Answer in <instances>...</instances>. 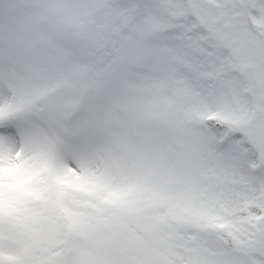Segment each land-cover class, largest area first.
<instances>
[{"label": "snow or ice", "instance_id": "6c2138e0", "mask_svg": "<svg viewBox=\"0 0 264 264\" xmlns=\"http://www.w3.org/2000/svg\"><path fill=\"white\" fill-rule=\"evenodd\" d=\"M0 264H264V0H0Z\"/></svg>", "mask_w": 264, "mask_h": 264}]
</instances>
